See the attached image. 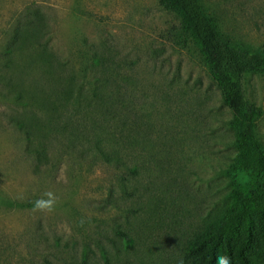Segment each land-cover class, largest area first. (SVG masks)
<instances>
[{"label":"rangeland","instance_id":"rangeland-1","mask_svg":"<svg viewBox=\"0 0 264 264\" xmlns=\"http://www.w3.org/2000/svg\"><path fill=\"white\" fill-rule=\"evenodd\" d=\"M201 1L231 39L264 49V0ZM179 26L159 0H0V264H183L228 205L232 113ZM40 41L66 69L121 65L117 111L34 104L36 87L54 89L34 82ZM245 89L264 145V74ZM112 145L137 173L104 159ZM47 191L55 210L33 211Z\"/></svg>","mask_w":264,"mask_h":264},{"label":"trees","instance_id":"trees-1","mask_svg":"<svg viewBox=\"0 0 264 264\" xmlns=\"http://www.w3.org/2000/svg\"><path fill=\"white\" fill-rule=\"evenodd\" d=\"M159 2L180 19L181 39L192 40L200 48L224 103L232 113L230 125L237 150L234 161L226 169L230 177V202L189 242L182 263L216 264L218 255H228L232 264H264V145L258 137L263 110L248 100L245 89L249 75L264 74V49L231 39L201 0ZM36 47L37 56L32 63L43 67L44 73L34 82L37 85L52 82L54 89L47 91L45 87H36L30 97L34 104L57 112L70 107L79 110L87 101L101 114L117 111L121 92L118 68L121 65L95 56L93 62L80 70L81 75L74 68H64L67 63L49 50L46 43L40 41ZM56 66L61 71L58 72ZM89 70L94 72L92 81L87 80ZM84 81L92 88L86 91ZM98 149L107 162L129 167L122 147L112 145L109 151L101 146ZM129 168L137 173L135 168ZM104 261L111 264L108 257H104Z\"/></svg>","mask_w":264,"mask_h":264},{"label":"clouds","instance_id":"clouds-1","mask_svg":"<svg viewBox=\"0 0 264 264\" xmlns=\"http://www.w3.org/2000/svg\"><path fill=\"white\" fill-rule=\"evenodd\" d=\"M58 199L54 192L47 191L42 198L33 202V211L52 212L57 206ZM216 264H232L231 257L228 255H218L216 257Z\"/></svg>","mask_w":264,"mask_h":264}]
</instances>
